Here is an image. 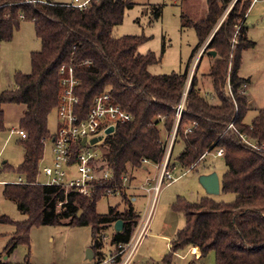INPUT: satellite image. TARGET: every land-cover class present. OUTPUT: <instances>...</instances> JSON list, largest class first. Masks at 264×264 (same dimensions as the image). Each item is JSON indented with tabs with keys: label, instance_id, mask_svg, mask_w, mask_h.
<instances>
[{
	"label": "trees",
	"instance_id": "trees-1",
	"mask_svg": "<svg viewBox=\"0 0 264 264\" xmlns=\"http://www.w3.org/2000/svg\"><path fill=\"white\" fill-rule=\"evenodd\" d=\"M251 2L206 0L204 11L192 9L181 14L182 27L194 28L199 39L192 57L213 31L203 54L215 51L216 56L208 54L211 66L203 76L205 80L198 75V66L192 75L173 147L174 151L181 144L183 150L174 164L195 169L207 152L222 148L227 170L220 179L221 191L236 197L225 203L209 197L191 202L178 196L172 209L185 215L186 224L171 241L170 253L163 259L166 264L190 246L200 248V258L214 252L215 264H264V108L247 124L250 98L241 91L250 82L241 75L243 55L255 46L245 36V16ZM133 6L132 0H89L82 7L52 0H0V42L12 41L25 21L34 23L41 41V49L31 53L32 71L16 72L14 87L0 93V135L8 130L3 109L6 104L25 106L18 130L27 134L26 139L19 140L23 161L15 167L4 164L5 170L16 173L25 182L6 183L4 197L27 216L24 221H16L0 215V224L15 227L4 249L6 253L20 245H25L29 252L30 232L35 226H91V249L94 259L99 252L97 262L105 257L103 230L123 221L124 230L114 232L111 239L117 248L128 242L136 229L140 216L133 206V189H124L121 195L124 212L111 208L107 214H101L97 205L107 197L108 186L120 185L123 176H130L134 184L137 174L151 175V165L161 162L163 142L176 124V111L186 90L191 63L181 74L154 75L149 68L159 63L161 57L154 52L138 51L146 37L113 36L114 28L123 23L126 10ZM155 13L159 16L161 8H156ZM243 20L233 44L236 26ZM63 65L73 68L79 81L76 94L81 119L89 113L93 99L107 92L113 103L131 114L130 121L118 124L102 141L104 151L93 161L100 185L89 197L36 184L45 140L52 136L49 116L61 101ZM72 150L77 158L82 142H74ZM107 170L114 175L113 181L104 180Z\"/></svg>",
	"mask_w": 264,
	"mask_h": 264
},
{
	"label": "rangeland",
	"instance_id": "rangeland-1",
	"mask_svg": "<svg viewBox=\"0 0 264 264\" xmlns=\"http://www.w3.org/2000/svg\"><path fill=\"white\" fill-rule=\"evenodd\" d=\"M53 1L69 2L71 0ZM72 1L75 2V0ZM132 1L133 8L126 10L124 21L114 28L113 36L138 35L146 37V41L139 46L138 51L142 54L154 52L158 57H161L159 63L149 68L154 75L181 74L191 63L189 78L191 79L197 66L198 75L203 78L210 69L211 59L208 54L203 53L197 59L200 49L192 57L194 50L198 47L199 39L194 28L182 27L181 14L182 11L188 13L192 9H196L198 12L204 11L206 0ZM156 8H161L160 17L156 16ZM250 12L249 20L245 25V36L249 41L254 42L255 46L244 52L241 67V75L250 80L247 95L251 99V106L245 118L247 124L252 122L259 109L264 108V2L260 1L255 4ZM40 49L41 41L36 36L34 23L28 21L22 22L20 30L15 32L12 41L0 42V93L14 87L16 72L30 73L32 71L31 53ZM5 109V124L8 130L0 135V180H7L5 183H15L19 176L5 170L4 164L7 162L15 167L23 161L24 151L19 142L21 137L13 129L18 131V123L24 115L25 106L8 104ZM58 124L59 118L55 109L50 114L48 121L52 135L56 133ZM90 147L99 153L104 151L102 142ZM182 150L181 144H177L174 151L172 150L171 160L173 163ZM215 153L216 151H212L207 154L195 169L187 171V169L177 167L175 176L179 177L178 180L172 185L162 188L156 214L150 227V235L144 239L136 256L139 264H166L163 259L170 251V242L186 224L185 215L172 209V204L178 196H183L191 202H198L206 197L225 203L235 199V194L222 191L218 195H211L200 183V177L203 175L216 172L221 179L227 170L224 158L215 157ZM52 156V143L49 140L45 144V162L51 161ZM153 173L154 171L151 170V176ZM147 174L148 172L137 174V180L134 183L136 184L140 178H145ZM37 181L46 182L47 178L42 175L37 178ZM2 190L3 186H0V215H7L16 221L26 220L27 216L19 210L16 203L3 197ZM131 192L136 196L133 203L134 209L141 216L145 210L146 194L139 189H133ZM111 208H117L120 212L126 210L121 196L109 195L99 201L97 205V211L101 214H107ZM5 229H10V232H13L15 227L0 224V236ZM103 231L113 239V226H108ZM14 233L11 234V237ZM30 237L29 252L25 245H20L13 252L2 255L8 239L0 238V264L5 262L9 264H94V261L99 257L97 251L96 259L87 260L86 258L87 251L94 245L91 226H35L31 229ZM105 249L107 247L104 246L103 251H106ZM193 251L195 252L191 248L184 254H190ZM7 256L8 259H6ZM172 264H215V253L211 252L207 257L199 260L193 257L184 258L176 253L173 256Z\"/></svg>",
	"mask_w": 264,
	"mask_h": 264
},
{
	"label": "built area",
	"instance_id": "built-area-1",
	"mask_svg": "<svg viewBox=\"0 0 264 264\" xmlns=\"http://www.w3.org/2000/svg\"><path fill=\"white\" fill-rule=\"evenodd\" d=\"M260 1L264 2V0H252L249 11ZM73 4L82 7L85 6L86 3ZM246 17L247 16H245V18ZM244 20L236 26V32L232 41L233 44L237 42ZM214 33L215 31L212 32L205 41L203 47L199 51L197 59L200 54L205 51ZM60 73L62 75L61 86L63 92L60 104L56 109L59 118L58 129L54 135L45 140V144L49 140L51 141L53 156L48 163L45 162V158L42 159L39 166L38 177L43 175L47 178V181L42 183L36 181V184L56 186L63 189L66 194L75 192L89 197L100 185L99 178L93 166V161L100 156V153L97 150H93L90 146H95L102 142L107 136L106 130L108 128L113 127L115 129L118 124H124L130 121L131 114L120 105L113 103L107 92L93 99L89 113L85 118L81 119L77 113L79 98L76 94V88L79 85V81L75 76V72L73 68H68L63 65ZM191 79L188 78L184 96L177 107L176 124L170 135L163 142L164 155L162 160L160 163L152 165L154 168L153 176L148 175L143 179H139L136 184L134 182H136L137 179L133 182L134 184H131V177L123 176L120 185L114 183L107 187V196H121L124 189H139L146 194V205L144 213L140 216L136 229L128 242L117 245L116 248L111 243V238L105 233L102 234L103 242L105 247L108 246V251L105 253V257L97 261L96 264H135L139 247L144 239L149 236L150 227L156 214L162 188L172 185L179 178L175 176L177 166L172 162L171 154L176 140L178 121L183 112L185 96L190 90ZM247 87V85H244L241 91L245 92ZM228 89L230 95L233 96L230 85ZM13 131H16L22 139L27 138L25 131H17L16 129H13ZM98 137H103V140L96 144H91L90 141ZM77 141L82 142V150L81 153L77 155V158H75L72 145ZM83 141H85L84 144ZM212 151L207 152L205 156ZM214 151H216L214 154L215 157L224 156V150L222 148L215 149ZM205 156L202 157V160ZM144 163L149 164L148 161H144ZM193 167L194 166H192L191 169H193ZM189 170L190 169L187 171ZM184 173L186 174V172ZM103 178L106 181H113L114 175L111 171L107 170L104 172ZM19 183L25 182L20 179ZM130 193L132 194L131 191ZM135 200L136 196L133 198V201ZM74 204L79 206L77 201H75Z\"/></svg>",
	"mask_w": 264,
	"mask_h": 264
},
{
	"label": "water",
	"instance_id": "water-1",
	"mask_svg": "<svg viewBox=\"0 0 264 264\" xmlns=\"http://www.w3.org/2000/svg\"><path fill=\"white\" fill-rule=\"evenodd\" d=\"M209 55L215 57L216 52L215 51H209ZM114 131L113 127H110L106 130V134L109 135ZM103 137H98V138H93L90 142L91 144H96L99 141H102ZM85 141H83V144ZM200 183L201 185L206 189V191L211 194V195H218L221 193V181L220 177L216 172H212L208 175H203L200 177ZM114 232L116 234L121 233L124 230V223L122 220H118L114 223L113 225ZM86 258L88 260H93L94 259V252L92 249H89L86 253Z\"/></svg>",
	"mask_w": 264,
	"mask_h": 264
},
{
	"label": "crops",
	"instance_id": "crops-1",
	"mask_svg": "<svg viewBox=\"0 0 264 264\" xmlns=\"http://www.w3.org/2000/svg\"><path fill=\"white\" fill-rule=\"evenodd\" d=\"M53 1V0H52ZM76 1H78V4H83V3H87L89 0H84V2H81V0H75V2H73L72 0L71 1H69V2H59V3H66V4H70V3H76ZM54 2H56V1H54ZM253 9V8H252ZM251 9V10H252ZM250 10V11H251ZM248 12V14H247V18H246V22H245V25L247 24V21L249 20V17H250V13L251 12ZM244 78H248V77H245V76H243ZM249 84V83H248ZM250 85V84H249ZM249 85H247L248 87H247V89L249 88ZM252 85H253V83H252ZM247 89L245 90V92L247 93ZM250 101H251V99H250ZM8 104H6V105H4L3 106V109H4V112L6 113V106H7ZM21 106H23V105H21ZM214 151V150H213ZM182 175V174H181ZM18 180H20V179H18ZM5 182H7V180H0V186H3V190H4V185L6 184ZM3 190H2V193H3ZM3 197H4V194H3ZM5 198V197H4ZM6 199V198H5ZM3 225H5V224H3ZM9 226H11V225H9ZM15 232V230L13 231V232H10V229H5L4 230V232H3V234H2V236H0V238L1 239H8L7 240V242H6V244H5V246H4V248H3V252L1 253V255L2 254H4V253H6L5 251H4V249H5V247H6V245L8 244V242H9V240L11 239V234L12 233H14ZM150 235V234H149ZM107 247V249H105L106 251H104V254L105 253H107V251H108V246H106ZM105 247V248H106ZM170 247H171V242H170ZM193 249V250H195V252L193 251L192 253H190V254H184V252H187L188 250H190V249ZM169 253H170V251H169ZM168 253V254H169ZM178 254H180V255H182V256H184V258L186 257V258H190V257H193V258H195V259H197V260H199L200 259V257H201V251H200V248L199 247H194V246H190L189 248H187L186 250H181V251H179V252H177ZM166 256V255H165ZM6 259H8V256L6 257ZM137 259V258H136ZM88 260V259H87ZM9 264L8 262H5L4 264ZM97 262L96 261H94V264H96ZM135 264H139V262H138V260H135ZM170 264H172V263H170Z\"/></svg>",
	"mask_w": 264,
	"mask_h": 264
}]
</instances>
